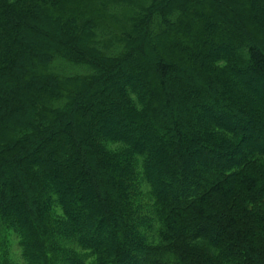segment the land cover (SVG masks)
<instances>
[{"label": "trees", "instance_id": "obj_1", "mask_svg": "<svg viewBox=\"0 0 264 264\" xmlns=\"http://www.w3.org/2000/svg\"><path fill=\"white\" fill-rule=\"evenodd\" d=\"M0 264H264V0H0Z\"/></svg>", "mask_w": 264, "mask_h": 264}, {"label": "rangeland", "instance_id": "obj_2", "mask_svg": "<svg viewBox=\"0 0 264 264\" xmlns=\"http://www.w3.org/2000/svg\"><path fill=\"white\" fill-rule=\"evenodd\" d=\"M117 15H118V17H116V18H118V20H112V22L106 23L107 26L111 30H113L115 33H118L119 31L123 30L124 27L126 28V18H125L126 17V13L123 11V12H120V14H117ZM106 98L108 99V102H112L113 101L112 100V96H107ZM74 165H78V164L75 163ZM60 176L61 177H59L58 179L63 180L64 179L63 174L60 173Z\"/></svg>", "mask_w": 264, "mask_h": 264}]
</instances>
